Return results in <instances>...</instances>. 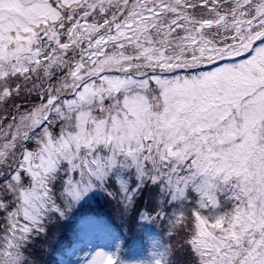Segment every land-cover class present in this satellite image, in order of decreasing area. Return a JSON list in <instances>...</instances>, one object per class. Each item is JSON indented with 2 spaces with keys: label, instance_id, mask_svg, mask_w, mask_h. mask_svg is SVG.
Listing matches in <instances>:
<instances>
[{
  "label": "snow or ice",
  "instance_id": "6c2138e0",
  "mask_svg": "<svg viewBox=\"0 0 264 264\" xmlns=\"http://www.w3.org/2000/svg\"><path fill=\"white\" fill-rule=\"evenodd\" d=\"M0 264H264V0H0Z\"/></svg>",
  "mask_w": 264,
  "mask_h": 264
},
{
  "label": "trees",
  "instance_id": "16d2710c",
  "mask_svg": "<svg viewBox=\"0 0 264 264\" xmlns=\"http://www.w3.org/2000/svg\"><path fill=\"white\" fill-rule=\"evenodd\" d=\"M44 255H45V258L47 259V254L45 253Z\"/></svg>",
  "mask_w": 264,
  "mask_h": 264
}]
</instances>
